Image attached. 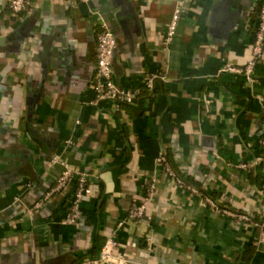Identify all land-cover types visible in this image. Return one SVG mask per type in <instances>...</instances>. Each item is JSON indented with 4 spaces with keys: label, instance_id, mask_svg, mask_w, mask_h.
<instances>
[{
    "label": "crops",
    "instance_id": "obj_1",
    "mask_svg": "<svg viewBox=\"0 0 264 264\" xmlns=\"http://www.w3.org/2000/svg\"><path fill=\"white\" fill-rule=\"evenodd\" d=\"M263 1L28 0L16 16L0 0V264H76L110 240L102 264H264V161L236 166L264 158V62L251 78L224 71L253 59ZM101 19L134 104L96 102ZM65 165L91 190L76 224L63 222L75 179L31 209Z\"/></svg>",
    "mask_w": 264,
    "mask_h": 264
},
{
    "label": "built area",
    "instance_id": "obj_2",
    "mask_svg": "<svg viewBox=\"0 0 264 264\" xmlns=\"http://www.w3.org/2000/svg\"><path fill=\"white\" fill-rule=\"evenodd\" d=\"M77 3H89L90 0H74ZM28 6V0H9V7L12 12L18 16L20 15ZM182 9L181 7H177L173 22L169 27L167 41H171L175 30L176 24L180 17ZM101 31L98 35V44H97V70L95 81L93 84V88L95 90L96 102L103 100H114L119 103H127L134 104L137 101L139 91L136 89L123 88L117 84L113 75H114V56L118 45V39L109 25V23L101 19L100 20ZM264 62V1L261 4L258 13V25L255 33V41H254V56L251 61H249L245 66H235L231 64H227L224 67V71L231 72L234 74L244 75L247 78H251L255 74V68L258 63ZM161 76L159 74H153L147 76L145 79V86L148 89H153L155 87V82ZM262 145L264 146V139L262 140ZM53 161H58V157L54 156ZM264 161V158H257L253 162L240 163L236 166L238 168L246 169L249 167H255L260 161ZM158 162L163 166L165 172L175 178L176 182L179 185L186 187L191 190L195 194H200V191L187 184L181 177H179L175 171L170 167L167 158L164 154H161L158 158ZM75 179V186L73 190V195L69 207V211L66 214L63 222L67 224H76L78 220L81 218L83 210L82 203L85 199V196L91 192L89 184H88V174L86 172H76L68 165H65V169L57 178L56 183L50 188L46 194L39 199L34 207L31 209H39L41 208L45 202H47L53 194L67 190L71 182ZM154 186L151 185V191ZM204 200L214 208H218L214 200L210 197L203 196ZM223 213L237 219L238 221H248L251 222L253 220V216L244 212H236L231 209L224 208ZM144 213V206H135L130 215L132 217H141ZM262 235L264 236V223L262 224ZM118 246V242L116 240H110L106 245L102 248L99 257H85L83 260L76 264H102L108 259L112 258L116 255V249Z\"/></svg>",
    "mask_w": 264,
    "mask_h": 264
},
{
    "label": "trees",
    "instance_id": "obj_3",
    "mask_svg": "<svg viewBox=\"0 0 264 264\" xmlns=\"http://www.w3.org/2000/svg\"><path fill=\"white\" fill-rule=\"evenodd\" d=\"M148 89V88H147ZM148 90H150V89H148ZM120 104H127V103H120ZM165 155V154H164ZM166 156V155H165ZM168 159V158H167ZM168 161V160H167Z\"/></svg>",
    "mask_w": 264,
    "mask_h": 264
}]
</instances>
